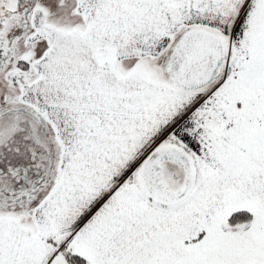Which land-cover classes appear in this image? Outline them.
Wrapping results in <instances>:
<instances>
[{
    "label": "snow or ice",
    "instance_id": "obj_1",
    "mask_svg": "<svg viewBox=\"0 0 264 264\" xmlns=\"http://www.w3.org/2000/svg\"><path fill=\"white\" fill-rule=\"evenodd\" d=\"M0 264H264V0H0Z\"/></svg>",
    "mask_w": 264,
    "mask_h": 264
}]
</instances>
